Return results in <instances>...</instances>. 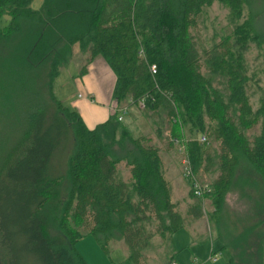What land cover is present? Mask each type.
Here are the masks:
<instances>
[{
  "label": "trees",
  "instance_id": "1",
  "mask_svg": "<svg viewBox=\"0 0 264 264\" xmlns=\"http://www.w3.org/2000/svg\"><path fill=\"white\" fill-rule=\"evenodd\" d=\"M31 1L0 0V21L8 17L0 24L1 264H89L76 248L86 235L105 250L122 240L128 260L139 264L153 217L162 237L185 227L158 149L135 137L119 110L89 129L54 95L53 81L77 46L105 57L119 103L140 108L143 99L148 110L162 105L178 114L187 133L174 121L173 136H189L196 175L217 159L218 176L204 197L213 208V236L227 256L221 264H264V83L253 108L244 57L250 41L264 44L257 25L264 0H42L38 8ZM214 1L237 22L230 35L199 49L190 28ZM244 9L248 14L239 21ZM21 95L28 96L23 107ZM53 123L56 138L43 130ZM258 123L260 133L250 140L245 130ZM201 135L217 142L218 152L212 154ZM120 162L130 168L129 182L119 175ZM234 190L244 203L232 214L225 202ZM190 196L196 203L189 215L198 216L201 199L192 190Z\"/></svg>",
  "mask_w": 264,
  "mask_h": 264
},
{
  "label": "rangeland",
  "instance_id": "2",
  "mask_svg": "<svg viewBox=\"0 0 264 264\" xmlns=\"http://www.w3.org/2000/svg\"><path fill=\"white\" fill-rule=\"evenodd\" d=\"M41 3L42 0L31 1V5L34 8L40 7ZM247 14V9H244L243 16L238 18L239 21H242L243 17H246ZM7 20V16L2 17L0 24H5ZM236 22L237 21L232 16L227 6L218 1H214L210 6L204 8L203 12L197 17L196 25L190 29L197 47L201 49L211 47L214 43H218L221 38L230 35ZM257 25H259L258 27L260 30L264 32L263 12L257 17ZM256 43V41H250L249 48L244 53L248 65L247 74L249 75L247 88L253 108L258 106L260 87H262L264 83V71L262 70L264 67V44L259 46ZM76 58L79 61H82L84 60L85 55L78 54ZM76 68L81 70V65L76 67L74 61L69 62L66 66L61 68L59 75L53 81V93L57 98L62 99L64 104H68L69 99H67V96L70 97L72 96V93L73 95L76 93L75 85L73 83V77L76 76L74 75L77 70ZM202 71H206L204 67L202 68ZM27 97L28 96L21 95L18 99L17 105H20L21 107L25 106L27 104ZM32 100H35L34 97ZM125 115L124 122L128 125L132 134L135 137L141 138L144 145L153 146L158 149V153L162 160L164 177L170 187L171 200L175 204L174 210L185 218V226L195 230L200 226H203L202 241L205 243L203 250L201 249L203 253L198 257L201 260L205 259L209 253L208 250L211 245L210 235H214L213 226H211L208 220L209 212H211L213 208L209 199L204 198L200 201L201 207L199 215H189V211H193L192 208L196 203V198L190 196V183L186 177L183 176V166L181 162L182 156L178 152L177 147L170 141L171 136H173L174 121L173 117L169 114V107H163L161 105L156 108V110H148V108H136L135 106H131L130 114ZM176 123L179 126L178 129L183 132L184 128L182 127V124H180V119H178ZM54 125V123L51 125L49 124V128L43 130H48L49 136L56 138L58 129ZM260 129L261 127L258 123L252 128L245 130V134L250 140H252L254 136L260 133ZM11 131L12 128L9 125L2 131L1 140H3V142L6 141L5 138ZM186 133L185 129L184 135H186ZM188 135L189 134H187V136ZM187 139L189 140V136ZM207 140L208 144L206 146L208 150L212 154L215 151L218 152L219 144L212 139ZM216 164L217 159L215 158V165L209 168V171L199 172L198 177L203 185H209V183L218 176V173L213 171ZM117 169L119 175L124 181L129 182L131 180L130 168L125 162H120ZM243 200L244 199L239 196L236 190L230 192L227 195L225 202L226 210L230 213L232 212V214L234 209L241 210L244 203ZM209 226L211 228H209ZM74 227L77 228L76 226ZM89 227L90 221L87 220L85 225L79 228V231L84 234L88 232ZM146 229L148 232L152 233V237L149 246L141 252L139 264L160 263V261H163V257H167L169 254V235L166 234L165 237L161 236L159 233L160 231L158 230V222L154 217L150 222L146 223ZM185 232L186 231L181 230L180 233L183 235L186 234ZM193 236L194 238H197L195 235ZM186 238L187 237L185 236L184 242L186 241ZM212 240L213 244H215V250H221L220 241L216 240L215 237H213ZM192 241L196 242L198 240L195 239ZM123 247L127 250V247L122 240H112V242L106 246L107 250H105L96 241L93 235L83 236V238L76 243V248L89 264H132L125 258V253L122 249ZM182 247H180L179 250L193 251L192 247L194 246H190V240L188 239L186 244H184V247ZM176 250H178V248ZM226 257V253L224 252L223 255H217L215 261H208L205 262V264H221L226 260Z\"/></svg>",
  "mask_w": 264,
  "mask_h": 264
},
{
  "label": "crops",
  "instance_id": "3",
  "mask_svg": "<svg viewBox=\"0 0 264 264\" xmlns=\"http://www.w3.org/2000/svg\"><path fill=\"white\" fill-rule=\"evenodd\" d=\"M78 54L85 55L84 60L79 61L76 58ZM71 61L75 62L76 67L81 65V68L84 66L86 70L85 72L81 73V70H78L76 68L77 70L74 74L76 76L73 77V83L75 85L76 93L74 95L72 93V96L70 97L67 96V99L69 100L68 104L66 105L77 110L86 127H88L89 129H93L96 125L105 122L111 116V114L117 110H119V112L123 114L125 108V114H130V103L126 100L119 103L113 96L116 75L102 54H95L93 56H90L89 51H82L77 46L73 52V56L70 62ZM209 228L211 227L209 226ZM203 229V226H200L196 230L193 228H187L185 226L184 228L174 232L169 239L168 256L166 254L167 257H163V261H160V263L157 264H170L171 262H176V264H205V262L213 261L209 259L212 253H214L216 256L223 255V251L221 252L220 250H215V244H213L212 240L214 236L211 234V245L208 250V255L205 259L202 260L198 257L201 253H203L202 250L205 243L204 241H202ZM181 230L186 231V234L182 235L180 233ZM193 235H195L197 238H194ZM185 236L187 238L184 242ZM191 238L192 240L197 239L198 241L193 242ZM188 239L190 240V246H194L192 247L193 251L179 250L180 247H184V244H186ZM177 248L178 250H176ZM122 249L125 253V258L128 260V253L126 248L123 247Z\"/></svg>",
  "mask_w": 264,
  "mask_h": 264
},
{
  "label": "built area",
  "instance_id": "4",
  "mask_svg": "<svg viewBox=\"0 0 264 264\" xmlns=\"http://www.w3.org/2000/svg\"><path fill=\"white\" fill-rule=\"evenodd\" d=\"M139 55L144 56V51H143L142 47L139 50ZM150 71L153 74L156 72V65L155 64L150 65ZM138 104H139L140 108L145 107L143 99H140L138 101ZM173 106H174V104H173ZM125 113H126V110L124 108L123 114H120L118 119L121 120ZM178 119H179V116L176 113L175 116L173 117V121L177 122ZM199 140H200V142H203V143L207 142V138L205 135H201ZM170 141L173 145H175L177 147L178 152L182 156V158H181V162H182V166H183L182 167V173H183V176L186 177V179L189 181L193 195L196 196L197 198H200L201 200H203L205 198L204 194H205V192H207V187H206V185L202 184L198 175H196L194 172V169H193V166L191 164V160H190V157H189V154L187 151V145H186L187 139L185 137H183V135H182V137L171 136ZM213 254L214 253L211 254L209 259L215 261L216 255L215 254L213 255ZM170 264H176V262H171Z\"/></svg>",
  "mask_w": 264,
  "mask_h": 264
},
{
  "label": "water",
  "instance_id": "5",
  "mask_svg": "<svg viewBox=\"0 0 264 264\" xmlns=\"http://www.w3.org/2000/svg\"><path fill=\"white\" fill-rule=\"evenodd\" d=\"M0 264H1V259H0Z\"/></svg>",
  "mask_w": 264,
  "mask_h": 264
}]
</instances>
